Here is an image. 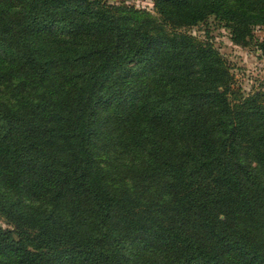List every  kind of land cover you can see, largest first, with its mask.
<instances>
[{
  "label": "trees",
  "instance_id": "trees-1",
  "mask_svg": "<svg viewBox=\"0 0 264 264\" xmlns=\"http://www.w3.org/2000/svg\"><path fill=\"white\" fill-rule=\"evenodd\" d=\"M127 1L0 0V264H264V90L189 32L264 59V0Z\"/></svg>",
  "mask_w": 264,
  "mask_h": 264
},
{
  "label": "rangeland",
  "instance_id": "rangeland-1",
  "mask_svg": "<svg viewBox=\"0 0 264 264\" xmlns=\"http://www.w3.org/2000/svg\"><path fill=\"white\" fill-rule=\"evenodd\" d=\"M107 1L108 3H114L120 0ZM127 3L137 8L153 9V0H129ZM189 32L201 39H208L219 50L230 67L235 87L240 88L242 93L246 94L254 89L264 90V59L260 58V52L255 49L254 45L241 46L232 43L228 30L215 25L211 19H209L207 24L189 29ZM256 34L262 33L257 31ZM14 73L15 70H13V76H6L0 80V100L2 103L9 105L15 103V100L12 98L14 87H21L19 78ZM22 77H24L23 72L21 74ZM25 87H21V91L25 92ZM114 157L115 154L110 156V158ZM122 157L125 161L133 162H139L141 159V156L135 152H130ZM0 225L7 227L1 216Z\"/></svg>",
  "mask_w": 264,
  "mask_h": 264
}]
</instances>
